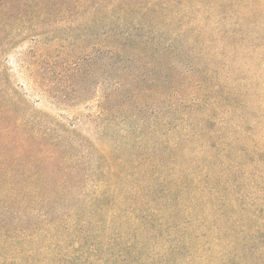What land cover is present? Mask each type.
<instances>
[{"label":"trees","instance_id":"1","mask_svg":"<svg viewBox=\"0 0 264 264\" xmlns=\"http://www.w3.org/2000/svg\"><path fill=\"white\" fill-rule=\"evenodd\" d=\"M145 1L0 0V38L4 28L7 38L16 36L14 22L29 18L86 23L79 41L96 60L87 73L75 75L78 99H97L108 82L110 93L98 102L95 120H126L121 142L134 149L119 159L114 142L108 154L89 149L73 131L56 136L33 117H11V101L0 100V264H101L94 235L111 227L119 238L120 227L134 228L125 232L136 239L131 264H146L151 242L167 246L175 234L178 244L167 250L164 264L212 257L217 264H264L262 218L242 205L247 195L238 192L234 178L243 156L237 155L243 123L233 114L244 107L229 102L258 86L230 85L237 71L225 67L228 59L231 67L236 55L253 52L264 62V23L251 21L257 14L264 18V0H185L191 7L176 13L169 8L181 1ZM229 11L233 18L224 23ZM3 51L0 44V59ZM151 103L162 106L147 123L137 110ZM93 153L99 159L94 171L88 167L90 175L82 164L95 162ZM97 173L106 178L96 179ZM78 199L82 206L71 207Z\"/></svg>","mask_w":264,"mask_h":264},{"label":"rangeland","instance_id":"2","mask_svg":"<svg viewBox=\"0 0 264 264\" xmlns=\"http://www.w3.org/2000/svg\"><path fill=\"white\" fill-rule=\"evenodd\" d=\"M170 1L147 0L145 2L165 5ZM178 1H181L182 5L171 6L169 8L170 13H176L179 10H186L191 7V4L185 7L186 4H183L185 0ZM203 1L207 3V0ZM190 16L191 19L196 18L194 15ZM216 17L212 18V22L217 21ZM230 17H232V14L229 11L227 15L223 16L225 20L222 21L229 23ZM191 19L189 17L190 21ZM78 20L79 18L76 17L74 20L49 24H41L30 18L27 22L16 21L13 24L14 29H19V32L16 36L13 32L10 33L9 38H7L9 32L5 33L4 29L6 28L3 29L4 32L0 38V44L4 47L0 59V79H2L3 84L0 100L11 101L10 104L14 106L11 117L23 119L33 117L38 121V127L52 129L53 134L56 136L64 135L65 130L73 131L77 140H82L88 145L89 149L96 148L95 150L100 153L106 152L108 154L111 151V143L114 142L118 145L119 150L116 152V158L119 159L124 156L126 150L130 152L134 150L124 146L121 142L125 135L123 129L126 128V120L113 117V125L95 120L99 111L98 102L101 101V97L110 93V84L103 82L100 85L99 97L94 98L95 100L88 102L79 100L77 96L80 90L78 76L87 73L92 67L94 59L96 60L95 53L90 52L86 45L79 41L80 29L84 28L86 23ZM251 21L256 24H263L264 18L257 14L252 17ZM254 28L255 26L252 27V31L256 30ZM138 30L132 29L133 32ZM88 41L91 42V39H88ZM261 59L255 52L250 53L249 56L239 54L234 58L238 62L236 65L232 63L233 65L230 67L232 59H228V61H225V67L230 71L231 69L237 71V80H229L230 85L248 87V85L253 84L258 86L254 92L255 95H253L254 93H248L249 96L245 99L230 97L229 102L235 103L236 101L239 105L241 104V107H244L241 112L239 110L238 113L233 114L239 125L243 123V128L238 131L240 143L237 152V155L242 153L243 156L239 161L241 167L238 168L234 177L235 184L240 194L244 192V196L247 195V199H242V205L247 209L252 208V211H256L262 218L261 222L264 226V100L262 98L258 100L264 93V62L260 61ZM223 65H220V67H223ZM227 69L223 72L220 70L222 79L226 77ZM180 70L184 71L188 68L180 66ZM77 72L78 76H75ZM87 82L88 85L92 84L90 78L87 79ZM83 97L86 99L89 97V93L85 92ZM159 106L161 107L162 104L142 105L139 108L143 112L137 111L142 120L150 123L154 116H157L159 111L156 109ZM132 116L133 114H129L127 117ZM132 122L134 125L138 124V121ZM81 154L80 149L75 150V155ZM92 155L95 162L91 163L92 160L89 158L82 164L85 165L84 169H87V171L88 167L94 171L96 162L99 159L97 156L94 157L96 153ZM88 173L92 174L90 171ZM97 178L100 180L106 177L97 173ZM86 193L89 194L90 191ZM82 204L83 199L71 201V207L74 208L80 207ZM64 211H69V208L66 206ZM136 226L138 227L135 222ZM120 228L124 230L122 238H119L120 232L114 227H111L108 232L104 233L102 231L99 235H94L95 239L92 241L96 243L95 249L99 251L96 259L100 258L99 262L101 264H131L127 262L133 258L130 248L134 246L136 239L133 237L135 234L125 236V232L130 234V230L134 228ZM179 228L181 226L178 227L177 231H179ZM176 235H173L171 243L167 246H165L163 240L151 242L146 254L149 264L169 262L166 252L171 245L178 244ZM258 236L261 235L258 234ZM110 253H119L121 261H119V258L116 259L113 254L110 255ZM148 261L146 264H148ZM91 262L97 264L94 260ZM201 262L203 264H217L219 261L217 257H212L210 261L201 259L196 261L197 264H201Z\"/></svg>","mask_w":264,"mask_h":264}]
</instances>
